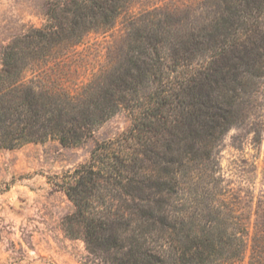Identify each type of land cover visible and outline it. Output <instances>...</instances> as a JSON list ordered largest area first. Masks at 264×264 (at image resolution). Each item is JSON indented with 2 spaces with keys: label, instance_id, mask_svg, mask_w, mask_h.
Masks as SVG:
<instances>
[{
  "label": "rangeland",
  "instance_id": "1",
  "mask_svg": "<svg viewBox=\"0 0 264 264\" xmlns=\"http://www.w3.org/2000/svg\"><path fill=\"white\" fill-rule=\"evenodd\" d=\"M92 1L0 0V102L28 126L0 145V264H264V0L76 19ZM84 165L85 218L68 195ZM242 224L236 261H200Z\"/></svg>",
  "mask_w": 264,
  "mask_h": 264
},
{
  "label": "trees",
  "instance_id": "2",
  "mask_svg": "<svg viewBox=\"0 0 264 264\" xmlns=\"http://www.w3.org/2000/svg\"><path fill=\"white\" fill-rule=\"evenodd\" d=\"M98 1L102 2L101 0H93L91 4L85 5L84 7H79L76 12L77 14H75V18L86 20L89 16L98 17L101 15L99 12L101 3L99 4ZM17 102L18 101L14 100L10 107H7L0 102V145L8 148H14L18 144L27 141L28 137V126L25 125L23 118L20 116L21 112L18 108L20 103ZM20 102L21 105H27L29 103L27 100V95L25 96V100H20ZM112 111L113 110L111 107H107L103 113L107 115L112 113ZM149 114L153 116V114ZM89 121L90 122H86L87 125L93 124L96 120L89 119ZM140 123L143 124V122L140 121L139 123L135 124L133 130L140 131ZM59 131L62 133L60 129ZM60 139L63 143L70 142V138L64 134H61ZM76 172L79 176H77L76 183L70 185L68 195L77 206L78 216L85 218V216L90 213V211L85 209L88 205L85 200H87L88 197L87 192L89 188V182L95 180L94 170L92 166L87 167L84 165L77 169ZM90 222L91 221H89V225L91 224V227L87 233H89V236H93L95 233L94 228L96 227L93 225L94 228H92V223ZM228 233L229 232H227V230L225 231L220 229L218 233H207L203 238V244H201L200 247H197L200 261H207L213 258L217 259L219 256L223 257L224 261L228 259L231 261H236L239 258L241 251H243V248L246 246L247 242L245 241L244 236L247 234V228H245L242 224V226L240 225V228H237L236 231L230 232V235H228ZM227 235L229 236L228 238H226ZM230 236L233 238L232 240L230 239ZM216 238L218 242L215 241ZM168 254V257H173L172 254Z\"/></svg>",
  "mask_w": 264,
  "mask_h": 264
}]
</instances>
